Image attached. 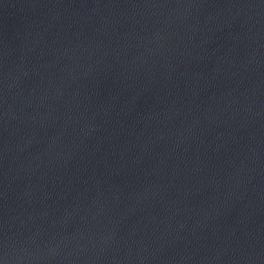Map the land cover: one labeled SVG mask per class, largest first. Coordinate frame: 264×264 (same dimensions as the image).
I'll return each instance as SVG.
<instances>
[{
	"label": "water",
	"instance_id": "1",
	"mask_svg": "<svg viewBox=\"0 0 264 264\" xmlns=\"http://www.w3.org/2000/svg\"><path fill=\"white\" fill-rule=\"evenodd\" d=\"M0 264H264V0H0Z\"/></svg>",
	"mask_w": 264,
	"mask_h": 264
}]
</instances>
